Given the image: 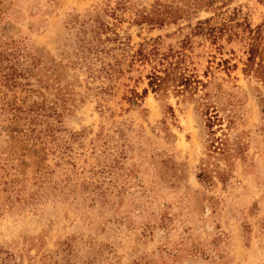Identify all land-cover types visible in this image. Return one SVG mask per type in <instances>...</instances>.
<instances>
[{
	"label": "rangeland",
	"instance_id": "1",
	"mask_svg": "<svg viewBox=\"0 0 264 264\" xmlns=\"http://www.w3.org/2000/svg\"><path fill=\"white\" fill-rule=\"evenodd\" d=\"M0 264H264V0H0Z\"/></svg>",
	"mask_w": 264,
	"mask_h": 264
},
{
	"label": "trees",
	"instance_id": "2",
	"mask_svg": "<svg viewBox=\"0 0 264 264\" xmlns=\"http://www.w3.org/2000/svg\"><path fill=\"white\" fill-rule=\"evenodd\" d=\"M254 46H255V44L252 45V49H251V51H252V52H251L252 56L255 55V47H254Z\"/></svg>",
	"mask_w": 264,
	"mask_h": 264
}]
</instances>
